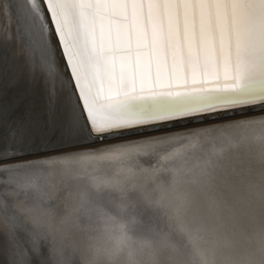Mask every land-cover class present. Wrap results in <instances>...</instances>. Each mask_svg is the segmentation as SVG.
<instances>
[{"label":"snow or ice","instance_id":"obj_1","mask_svg":"<svg viewBox=\"0 0 264 264\" xmlns=\"http://www.w3.org/2000/svg\"><path fill=\"white\" fill-rule=\"evenodd\" d=\"M0 11L15 14L0 31V98L13 90L0 103V157L222 112H264V0H0ZM21 106L23 116L9 121ZM224 148L223 140L199 145L201 152ZM4 200L6 243L23 241L28 226ZM185 231L193 264H207L200 231ZM30 252L46 264L35 246L19 248L21 264H30Z\"/></svg>","mask_w":264,"mask_h":264},{"label":"clouds","instance_id":"obj_2","mask_svg":"<svg viewBox=\"0 0 264 264\" xmlns=\"http://www.w3.org/2000/svg\"><path fill=\"white\" fill-rule=\"evenodd\" d=\"M175 138L19 166L9 181L14 214L49 241L50 264H193L188 227L200 231L207 264H264V126L204 130L154 152ZM212 140H223L224 150H199ZM140 204L161 223L145 227Z\"/></svg>","mask_w":264,"mask_h":264},{"label":"water","instance_id":"obj_3","mask_svg":"<svg viewBox=\"0 0 264 264\" xmlns=\"http://www.w3.org/2000/svg\"><path fill=\"white\" fill-rule=\"evenodd\" d=\"M16 0H11V3H15ZM15 22V14L13 11H8L7 13H4L3 11H0V31H2L5 27V24L7 25H14ZM52 87H58V85H52ZM13 94V90H9V93L7 96L0 98V100L7 98L9 101H11V97ZM40 100H36V106L39 107ZM24 107L21 106L20 108L16 109L11 116L8 117L9 121L14 119L16 116H23L24 114ZM258 109H246L247 114L250 113H256L258 112ZM234 115H239L236 112H222L219 113L216 116H211V117H201L199 119L196 118H188L185 120L177 121V122H172L171 124L167 126H160L153 128L152 126H148L147 128L139 130L140 132H133L125 136L121 137H116L113 139H106V140H100V141H82L80 143L76 144H58L54 147L50 148H44L40 149L37 153H25L22 158L20 157H0V165L3 164H13V163H20L23 161L25 164L28 163L29 161H35V160H41V158L50 156V155H58V154H63V153H69L73 151H78V150H85V149H93L97 147H101L104 145H111V144H117L125 140H130L133 138H136V136H140L143 134L151 133L154 131H159L161 129H166V128H172V127H178V126H188L196 123H202L210 120H216V119H221L224 117H229V116H234ZM241 115V114H240ZM1 119L3 117H0V143H2V138L6 135V131L4 130V123L2 124ZM53 140H55V135L53 136ZM4 171V167L0 166V175H2ZM7 182L5 179H0V216L4 218L5 216L3 213V204L7 203V200H4L5 195L9 197L10 200H12L11 196H9L6 192V187L5 184ZM12 202V201H11ZM138 213V212H137ZM1 219V218H0ZM1 221V220H0ZM2 224L0 222V264H21L19 261V258L17 254L13 251L12 247L10 246L11 243H6V233L4 230H1ZM11 227V226H10ZM48 241V240H47ZM22 248L25 250H28L30 248H33L35 246L36 250L38 253L43 254V256L46 258V264H50V244L49 241L47 244L44 243V238L39 237V236H33V235H27L26 239L21 241ZM30 255V264H41V260L38 255H34L31 252L29 253Z\"/></svg>","mask_w":264,"mask_h":264},{"label":"bare ground","instance_id":"obj_4","mask_svg":"<svg viewBox=\"0 0 264 264\" xmlns=\"http://www.w3.org/2000/svg\"><path fill=\"white\" fill-rule=\"evenodd\" d=\"M5 101L10 102L7 98H5V99L0 100V103L5 102ZM244 115L247 116V114H244ZM235 116H240V114L239 115H234V116H229V117L231 118V117H235ZM241 116H242V114H241ZM261 116H263V115H261ZM261 116L260 117H257V118H249V119L240 121L238 124H244V123H248V122H256L255 123L256 126L259 127L260 126V123L259 122L260 121H264V117H261ZM229 117H224V118H221V119H225V118H229ZM3 119H1L2 124H3ZM221 119H216V120H221ZM210 121H215V120H210ZM210 121H206V122H210ZM206 122H202V123H206ZM196 124H200V123H196ZM196 124H192V125H188V126H193V125H196ZM188 126H186V127H188ZM178 127H185V126H178ZM178 127H172V128H178ZM4 128H5V126H4ZM167 129L168 128H166V130ZM193 131L195 133H197L196 130H193ZM190 135H192V133ZM173 136H175V135H173ZM173 136H168V137H173ZM175 137H180V136H175ZM160 138H162V137H160ZM85 150H88V149H85ZM85 150L82 149V150L73 151V152H69V153H76V152H81V151H85ZM63 154H65V153H63ZM58 155H60V154H58ZM51 156H56V155H50V156H47V157H51ZM44 158H46V157H44ZM41 159H43V158H41ZM24 162H26V161H23V162H20V163L17 162V163H13V164H3V165H0L1 167H4V171H3L2 175H0V179L1 178L2 179H5V181L7 182L5 184V187H6L5 190H6L7 194L11 191V188H12V185L9 182L10 181V173H11V172H9V169L14 168V167L19 166V165H24L25 164ZM146 162L149 163V164H151L152 161L151 160H148ZM162 178L163 179H166V177H162ZM11 201H12V204H13V200H11ZM136 211L141 216V219L143 220L145 227L150 226L152 224L159 225L161 223V218H160V215H159V212L158 211H153L151 208H147L143 204L138 205ZM0 218H1L0 219L1 221L0 222L2 224L1 230L2 231L4 230V232L6 233L7 236H11V227H10V225L8 223H6V221L4 220V218H2L1 216H0ZM10 246L12 247L13 251L17 254V256L19 258V261L21 263V259H20V256L18 254L19 248L23 247L22 244H21V241H17L16 238L13 237L12 238V244H10Z\"/></svg>","mask_w":264,"mask_h":264},{"label":"rangeland","instance_id":"obj_5","mask_svg":"<svg viewBox=\"0 0 264 264\" xmlns=\"http://www.w3.org/2000/svg\"><path fill=\"white\" fill-rule=\"evenodd\" d=\"M256 112V113H251V114H247L246 115H240V116H235V117H229V118H225V119H221V120H215V121H210V122H206V123H200V124H196L193 126H188V127H178V128H168L166 129H162L159 131H154L151 133H147V134H143L140 136H136V138L130 139V140H125L122 141L120 143L117 144H111V145H120V144H124V143H130V142H138L144 139H148V138H160V137H168V136H189L191 133H195L193 130H196V132H202L205 129H214V128H220V127H224L226 125H236L238 124L240 121L249 119V118H257V117H264V112ZM254 121V120H253ZM219 125V126H218ZM153 133V134H152ZM149 134V135H148ZM152 134V135H151ZM173 136V137H175ZM106 146V145H104Z\"/></svg>","mask_w":264,"mask_h":264}]
</instances>
